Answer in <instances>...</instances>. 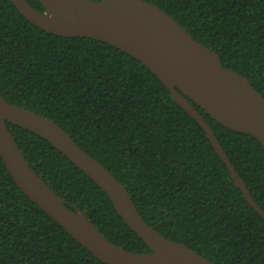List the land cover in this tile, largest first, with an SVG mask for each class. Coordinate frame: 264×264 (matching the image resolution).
Here are the masks:
<instances>
[{
	"label": "trees",
	"instance_id": "1",
	"mask_svg": "<svg viewBox=\"0 0 264 264\" xmlns=\"http://www.w3.org/2000/svg\"><path fill=\"white\" fill-rule=\"evenodd\" d=\"M44 11L38 0H26ZM170 15L264 97V0H144ZM0 96L61 126L128 190L143 220L213 264H264V219L245 201L204 129L147 67L112 45L60 37L0 0ZM212 128L264 210V147ZM31 169L111 243L150 249L106 193L45 138L7 123ZM0 264H103L17 187L0 158Z\"/></svg>",
	"mask_w": 264,
	"mask_h": 264
},
{
	"label": "water",
	"instance_id": "2",
	"mask_svg": "<svg viewBox=\"0 0 264 264\" xmlns=\"http://www.w3.org/2000/svg\"><path fill=\"white\" fill-rule=\"evenodd\" d=\"M9 0L22 17L60 37H86L108 43L147 67L173 100L203 129L245 201L264 219L196 104L225 128L250 134L264 147V97L249 79L222 66L219 55L199 43L157 5L144 0ZM7 123L45 138L99 186L115 212L150 249L133 253L111 243L80 211L73 212L31 169ZM0 158L19 190L77 243L103 264H213L185 244L149 226L126 187L99 161L81 149L54 121L0 96Z\"/></svg>",
	"mask_w": 264,
	"mask_h": 264
}]
</instances>
